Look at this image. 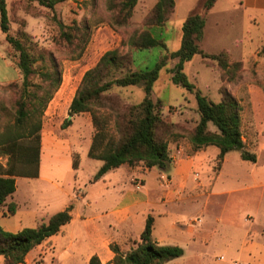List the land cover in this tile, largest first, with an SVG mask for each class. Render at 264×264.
Here are the masks:
<instances>
[{
	"label": "rangeland",
	"instance_id": "obj_1",
	"mask_svg": "<svg viewBox=\"0 0 264 264\" xmlns=\"http://www.w3.org/2000/svg\"><path fill=\"white\" fill-rule=\"evenodd\" d=\"M202 1L175 0L176 9L169 21L162 27L155 26L152 29L157 39L165 41L170 53L180 47L183 21L192 12L199 10ZM245 1L247 0H219L207 14V24L200 43L208 54L228 51L231 67L223 71L216 61L196 55L185 65V74L213 102H219L225 93L238 100L242 107V132L246 149L256 154L258 163L255 166V163L242 161L239 153H229L230 158H236L229 167L231 176L216 185L215 179H210L208 183L205 181L207 176L202 171L195 172L193 180L198 184L197 188L202 196L220 194L223 191L231 193L212 197L209 203L203 197L196 207L185 211L186 217L194 218L184 223L196 228L203 239L200 243L185 244L184 255L170 264H258L260 261V249L264 246V200H260L262 190H246L243 187L251 186L255 169L264 172V0H261L262 11L250 10L244 5ZM114 2L115 0H62L54 9H48L41 6L39 0H7L11 36L20 38L22 33L27 34L28 39L22 40L38 59V71L31 79L34 87L30 90H35V86H44L41 95L48 91L49 84L44 82L43 76L46 72L54 71V62L62 75L61 86L65 82L59 95L58 90L43 114H38L33 122L41 119L42 130L57 133L63 140L73 143V149L78 154H75L71 163L61 161V172L75 170L67 174L66 180L68 184L76 181L81 187H84V182L88 184L97 173L98 168L95 169V166L100 167L102 163L88 156L86 142L92 140L96 132L93 122L88 125L80 121L66 129L62 128L69 109L68 101L76 94L85 73L94 68L106 52L117 48L126 52L127 46L121 47L122 43H127L150 28L155 20L153 11L158 0H139L128 22L120 25L119 19H116L117 12L110 9ZM64 32L67 36H73V43L63 35ZM2 34L0 24V37ZM8 46L6 55L15 64L19 54L9 43ZM163 54L164 49L160 47L135 51V70L156 69ZM177 61H168L166 68H174ZM134 67H131L132 70ZM21 86L22 83L0 84V136L6 132L5 127L14 122L13 110L20 99ZM110 96L118 97L121 103L133 107L143 101L144 92L141 87L119 88L115 85ZM152 99L160 105L159 113L164 122L158 129V137L168 141L172 158L190 153L189 135L199 121L194 94L174 85L170 74L164 69L154 86ZM54 100L56 102L52 104ZM211 149L216 150L215 147ZM0 160L6 165L5 156ZM75 161L78 164L76 169ZM137 166L148 169L143 163L130 167ZM217 167L216 159L213 170L209 169L210 178L213 173L218 172ZM52 168L45 157L43 175L49 176ZM237 174L241 176L239 182L234 179ZM138 176L140 178L142 175ZM139 178L133 181L137 188L143 185ZM161 181L166 185L170 183L166 175L161 176ZM40 186L41 182L38 180H18V200L30 204L29 210L22 208V211L35 212L38 209ZM82 195L80 189L76 199H80ZM203 203L206 204L205 207ZM11 204L18 207L17 202L9 197L1 211L8 215L7 210ZM47 220L39 221L38 226ZM138 242L140 240H131L122 250L128 252L136 248ZM43 244L28 254L24 264H50L53 254ZM2 263L3 259L0 258V264Z\"/></svg>",
	"mask_w": 264,
	"mask_h": 264
},
{
	"label": "trees",
	"instance_id": "obj_2",
	"mask_svg": "<svg viewBox=\"0 0 264 264\" xmlns=\"http://www.w3.org/2000/svg\"><path fill=\"white\" fill-rule=\"evenodd\" d=\"M62 0H39L40 5L54 9ZM139 0H115L111 10L116 11L118 24H126L133 14ZM219 0H203L199 10L192 12L182 24L180 47L170 53L167 44L157 39L152 29L164 26L176 9L175 0H158L154 8V23L138 36H134L121 47L127 46V51L120 48L106 52L97 65L87 71L73 98L69 108V116L62 125L66 129L73 124L72 118L89 113L95 127L93 142L88 156L103 164L93 177L91 183L100 181L107 173L123 165L135 166L143 163L148 169L157 168L168 172L173 164L169 143L159 139L158 129L164 124L160 105L152 99L154 86L160 78V73L166 69L174 85L194 94L199 121L189 135L193 152L209 147L219 149L217 157L220 170L225 157L231 152H237L244 161L257 162V156L246 149L242 132V107L238 100L225 93L219 102H213L189 81L185 74V65L196 55L203 59H211L226 71L231 67L228 51L220 54H208L201 48V41L207 24V14ZM1 30L6 35V41L19 54L15 63L22 79L20 99L13 110L12 124L5 127L6 132L0 136V158H7L6 165L0 160V211L9 197L17 189L16 177L37 178L41 156L42 122L36 116L42 115L53 95L60 89L62 75L54 62V71L44 74V82L49 84L48 91L41 95L44 86H35L30 90L31 79L37 73V58L26 46L23 39L10 34V19L7 1L0 0ZM70 43L72 35L63 33ZM160 47L164 54L154 70H135L133 54L138 50ZM177 59L174 68H166L168 61ZM134 67L132 70L131 67ZM119 88L141 87L144 92L143 101L131 107L121 103L118 97L110 96L114 86ZM74 162V168H77ZM16 205L8 207V213H16ZM70 206L65 211L58 212L35 228H24L16 233L5 230L0 225V258L2 264H24L28 254L53 236L72 221ZM154 219H147L146 227L141 234L136 248L124 252L118 245H112L115 254L112 262L107 264H167L184 255L179 246H164L153 239ZM90 264H103L98 257H93Z\"/></svg>",
	"mask_w": 264,
	"mask_h": 264
},
{
	"label": "crops",
	"instance_id": "obj_3",
	"mask_svg": "<svg viewBox=\"0 0 264 264\" xmlns=\"http://www.w3.org/2000/svg\"><path fill=\"white\" fill-rule=\"evenodd\" d=\"M261 3V0H247L244 5L250 10L262 11ZM8 47L6 36L3 33L0 37L1 85L18 83L22 79L19 69L6 55ZM64 85L65 82L57 95L62 91ZM74 96L75 93L68 101V108H70ZM66 119H71V117L69 118V109L65 116ZM72 120L73 124H78L80 121H84L88 125L92 123L89 113L75 116ZM92 142L93 139L87 140L88 150H90ZM189 147L190 153L173 158V164L168 173L157 168L146 169L140 166L132 168L123 165L107 173L100 181L91 183L95 174L88 184L84 182V187H81L80 184H76V181L68 184L66 180L67 174L73 173L75 170L68 169V172H61V161H65L66 164L71 163L75 154H78L73 149V143L70 140H63L57 133L45 132L43 129L39 175L37 178H26L41 182L38 189L41 195L37 203L38 209L35 212L22 211V208L29 210L30 204L27 201L22 203L18 200V180L25 177H16L17 189L11 199L17 202L18 207L14 215L9 213L6 215L5 212L0 211V225L5 230L16 233L24 228H35L39 221H44L73 206L72 221L64 226L58 235L43 244L53 254L50 264H90L93 257H98L103 264L110 263L115 256L111 246L118 245L122 249L131 240H141V234L145 230L147 219L150 216L154 219L153 239L160 245L179 246L184 250L185 244L200 243L203 239L196 228H192L189 223H184L190 222L194 218L186 217L185 211L196 207L203 197L206 198V203H209L212 197L231 193L223 191L220 194L212 193L202 196L197 188L198 184L193 180L195 172L202 171L207 176L205 181L208 183H210V179H215L216 185L231 176L228 172L229 167L231 162L236 159L230 158V154H227L222 168L213 173L210 178L208 176L209 169L213 170V163L218 157L219 149L216 148V151L209 147L193 152L192 146ZM209 149H211V154H209ZM45 157L53 167L49 176L43 175V159ZM257 163L258 159L255 166ZM102 164L100 167L95 166V169L98 168L97 172ZM255 170L251 186L244 185L243 188L246 190L261 189L260 200L262 202L264 200V172ZM138 174L142 176L139 178ZM163 175L168 177L169 184L162 183L161 176ZM137 177L141 180L142 187L137 188L133 183ZM240 178L241 176L238 174L234 176L237 182L241 180ZM80 189L83 195L80 199H76V194ZM203 204L205 207L206 204ZM170 263L172 262L167 264ZM258 264H264V246L260 249Z\"/></svg>",
	"mask_w": 264,
	"mask_h": 264
},
{
	"label": "built area",
	"instance_id": "obj_4",
	"mask_svg": "<svg viewBox=\"0 0 264 264\" xmlns=\"http://www.w3.org/2000/svg\"><path fill=\"white\" fill-rule=\"evenodd\" d=\"M231 264H240V263H237V262H233V263H231Z\"/></svg>",
	"mask_w": 264,
	"mask_h": 264
},
{
	"label": "water",
	"instance_id": "obj_5",
	"mask_svg": "<svg viewBox=\"0 0 264 264\" xmlns=\"http://www.w3.org/2000/svg\"><path fill=\"white\" fill-rule=\"evenodd\" d=\"M69 118H70V116H69Z\"/></svg>",
	"mask_w": 264,
	"mask_h": 264
}]
</instances>
